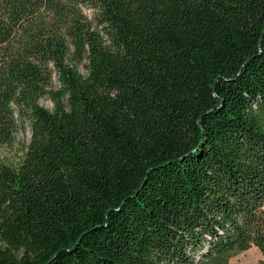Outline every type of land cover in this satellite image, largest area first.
<instances>
[{
    "label": "trees",
    "instance_id": "16d2710c",
    "mask_svg": "<svg viewBox=\"0 0 264 264\" xmlns=\"http://www.w3.org/2000/svg\"><path fill=\"white\" fill-rule=\"evenodd\" d=\"M251 247L264 264V0H0V264Z\"/></svg>",
    "mask_w": 264,
    "mask_h": 264
},
{
    "label": "rangeland",
    "instance_id": "374dc122",
    "mask_svg": "<svg viewBox=\"0 0 264 264\" xmlns=\"http://www.w3.org/2000/svg\"><path fill=\"white\" fill-rule=\"evenodd\" d=\"M88 14V11L86 12ZM79 72L81 73V68H78ZM39 105L44 106L45 108H50V103L47 100H39ZM28 140V130L25 129L24 133H18L16 135L15 142L11 145V148H3L1 151L2 157H8L12 159L15 157L16 152L19 151L20 145L22 142L26 143ZM258 260H260V255L257 250L253 247L249 248L248 250L237 254L236 256L232 257L228 264H255Z\"/></svg>",
    "mask_w": 264,
    "mask_h": 264
}]
</instances>
